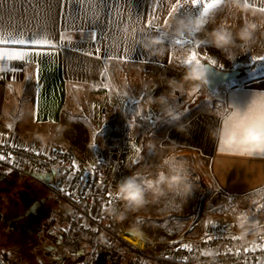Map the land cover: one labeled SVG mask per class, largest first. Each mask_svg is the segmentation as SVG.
Segmentation results:
<instances>
[{"label":"crops","instance_id":"crops-1","mask_svg":"<svg viewBox=\"0 0 264 264\" xmlns=\"http://www.w3.org/2000/svg\"><path fill=\"white\" fill-rule=\"evenodd\" d=\"M30 2L31 0H8L6 6L11 12L0 16V27L19 23L32 32L43 27L40 17L33 19L28 7ZM131 2L137 13L148 10L151 15L155 8L157 23L164 27V20L169 19L168 10L175 0H165L163 6L153 4V0ZM256 5L257 8L264 6V0H256ZM85 9L87 10L86 5ZM57 11L58 8L54 7L55 25H49L56 47L46 49L48 55L40 57L38 62L36 58L26 63L12 62L5 66L4 71H0V117H25L33 130L30 140L40 137L44 141L52 140L71 147L100 144L103 139L99 134L97 137V133L107 125L106 120L99 121L100 116H107V122L111 123L109 128H117L122 123L116 118L118 106L126 101L125 93H129L132 87L134 92L137 90L136 84L130 86L129 83L135 80H129L126 72L131 69L162 72L172 65L169 58L172 49L163 43V53L151 55L154 56L151 58L153 61L159 57V63L144 62L146 52L142 48L134 50L131 59H121L122 54L112 47L108 56L113 58L106 59L104 45H114L120 37L93 45L89 37L78 31L81 27H87L80 20L68 32L71 44L61 46L60 35L64 33L67 22L56 15ZM128 26L130 31L132 26ZM97 47L100 48L98 53L95 51ZM214 66L230 71L234 64L230 59H222ZM104 73L108 76L109 85L103 80ZM232 83L226 84L222 91L221 103L224 105L221 108H207L209 103L206 98L188 108L181 117V123L187 125V134L177 131L176 126L168 122L163 126L162 134L164 146L176 152L178 157L185 159L197 170L201 179L207 183L209 193L212 192L213 198L216 197L218 201L221 200L220 195L244 198L264 190V158L221 153L208 134L210 127L219 124L218 115L227 105L243 107L255 92L264 91V72L241 83ZM34 116L38 119H34ZM66 132L71 134V143L66 140ZM75 154L81 159L86 157L78 150ZM152 202L149 198L144 206H150ZM153 204L157 206L162 203L156 201ZM93 252L102 251L91 250L86 253V257Z\"/></svg>","mask_w":264,"mask_h":264},{"label":"rangeland","instance_id":"rangeland-1","mask_svg":"<svg viewBox=\"0 0 264 264\" xmlns=\"http://www.w3.org/2000/svg\"><path fill=\"white\" fill-rule=\"evenodd\" d=\"M208 18L210 22L206 25V28L201 31L197 37L198 39H209L208 33L221 23L230 28L235 35L239 27L247 20H252L257 23L264 21V14L258 13L256 16L241 17L239 14L229 11L225 5H222L214 15ZM175 21L176 20L172 17L168 19L169 24H175ZM164 27L166 31H172V29L166 26ZM176 37L179 39L187 38L180 37L177 32ZM199 53L201 54L202 63L213 59L216 62L222 59H230L234 64L233 70H240L242 74L245 75L246 71L244 70V65L252 62L254 60L253 58L257 56H264V27L258 28L252 40L248 43H244L237 39L236 46L225 52L209 45L207 48L200 47ZM172 54L183 59L190 54V49L187 46L184 49L172 48ZM204 57L207 59H204ZM184 68L185 67L178 66L177 63L172 62V65L162 72H147L142 69L141 71L131 69V71L126 72V76L129 77V80H135L133 83L129 84L130 86L136 84L137 90L134 92L132 87L129 94H134L138 97L142 90H147V97L140 105V110L151 108L163 113L162 106L156 102L157 98L162 94L168 97L169 104L173 105L177 111L191 108L205 98L208 103L212 105L217 104V108H221L219 103H221L222 91L226 84H231L232 82L221 84L214 90H209L206 86L197 87L196 82L184 80ZM262 72L264 71L260 70L256 73L245 76L242 75L238 80L233 81L232 84L241 83L262 74ZM170 81L174 82V86H170ZM193 90L198 91L192 94ZM210 94L212 95V100L209 102L208 100L211 98ZM172 101L176 103H171ZM123 103L124 102H121L118 106L119 109L116 118H119L121 122H128L129 110L132 109L134 105L128 103L127 107H122ZM103 119L106 120L107 125L103 130V135L99 134L101 131L98 133L96 131L97 137L99 134L103 139L100 144H96V147L92 145L87 146L85 144L71 147L68 144H58L52 140L44 141L40 137L36 140H30V135L33 134V130L30 124L27 123L25 117L23 118L19 115L0 117V141H7L16 145L20 144L23 147L32 150L35 149L36 151H43L54 146L64 147L70 150L77 160L91 163L96 154L110 148L112 142L110 143L108 137L117 134L122 124L121 123L117 128H109L111 123H109V121L107 122L108 119L105 114L102 117L100 116L99 121ZM157 119H163V115L157 117ZM166 123V120L159 121L155 123V125L145 122L143 124L141 123L139 127L133 124L134 137L131 142L133 158L129 166L128 176L137 173L142 180L154 177L157 171L160 170L162 161L172 156L175 157L177 161L185 164L189 178L193 182L195 188L193 193L188 197L177 196L170 193L166 197L158 200L162 204H157V206L153 204V202L156 201H153L150 206H143L141 208H125L123 203L122 211L125 213L126 218L121 221L122 226L129 230V226L135 224L141 229L142 235L139 236V241L136 246L141 247L142 242H145L147 245L153 246L155 250L160 251L170 244H175L176 241L198 238L205 233L206 224L209 221H213L214 223L219 222L218 224L225 227L226 225H232L237 230L252 228V226H248L247 224L244 227H240L239 218L243 213L247 212L251 214L249 210L252 206V202L258 205L264 204V190L244 198H230L221 195V200L219 199V201L216 200V197L213 198L212 192L209 193L207 183L201 179L197 170L187 163L185 159L178 157L176 152L164 146L162 134L163 126ZM9 125H11V127H9ZM143 132L144 134L140 135ZM66 135V140L71 143L73 139L70 132H66ZM149 145L153 146L155 151V155L152 156V158L146 159L143 151L139 154L136 152V148L145 149ZM77 150L85 154L86 157L84 159L79 158L75 154ZM137 155H139L140 163L134 166L133 162L136 160ZM27 173L28 176H26V178L16 177L14 172L0 167V198L6 201L7 206H16L15 208H18L19 212L30 209L37 220L36 227L41 235L40 238L48 243L50 242L52 245L55 244L57 248L61 249L59 241L60 233L65 225L66 217L70 212V206L65 200L50 191L49 188L53 184V180L49 178L48 173L40 174L33 170H29ZM218 202H220V204H218ZM221 206H223V210H221ZM2 215L4 217V214ZM258 220L261 225L264 224V211L258 213ZM193 225H195V227H193ZM13 246H9V250L13 251ZM48 249L51 248L48 247ZM54 253L58 255L57 251ZM45 256L51 258L52 255L51 253H46V255L44 253V257ZM79 257H81V255ZM16 258L17 257L13 258L9 263L21 264L19 262L20 260ZM64 260L65 264H79L67 254ZM47 261L50 262L51 260L47 259ZM53 262L56 261L53 260ZM82 264H86V262Z\"/></svg>","mask_w":264,"mask_h":264},{"label":"snow or ice","instance_id":"snow-or-ice-1","mask_svg":"<svg viewBox=\"0 0 264 264\" xmlns=\"http://www.w3.org/2000/svg\"><path fill=\"white\" fill-rule=\"evenodd\" d=\"M8 0H0V16L7 12H11V9L7 5ZM164 5L165 0H153V4ZM255 8H257L256 0H252ZM87 6V10L85 9ZM222 5H224V0H175L171 4L168 10V16L174 18L175 20L192 15H200L205 17H210L219 10ZM29 9L32 11L33 19L40 17L43 22V27H40L36 32H32L25 28L23 24H9L7 27H0V71L5 70L6 65H10L12 62H29L33 58L37 59L40 57L48 55L46 49L56 47L51 34L49 25H55L56 17L53 15V8H58L56 13L57 16L64 19L66 23V28L63 34L60 35V44L63 46L65 43L71 44V36L68 32L76 27V21L80 20L81 24H86L87 27H81L78 29L79 32H83L87 37L90 38L93 45L97 43L103 44L105 40H115L117 36L120 37L119 41L114 45H104L105 52L104 57L110 59L113 57L108 56V51L115 47L118 53H121V59H131L132 53L137 48H142L146 52L144 62L159 63V57L155 61L151 60L152 57L143 48V41L149 36H158L161 38L163 43L172 48L184 49L186 46L190 49V54L186 58H179L174 54H170L169 58L172 62L178 64L181 67L190 66L193 62H201L202 58L199 53V48H207L211 45V41L208 38L203 40L197 37L201 32L193 33L191 35L187 33H180V37H187L184 39H179L176 37L175 24H169L168 20H164V25L172 29V31H166L165 27H161L157 23L156 9H152V14L149 15L148 10L144 13H137L131 0H31L28 4ZM259 12L264 13V6L257 8ZM2 24V20H0ZM131 25L130 31H124L126 25ZM36 27V25H33ZM95 51L100 52V48L97 47ZM92 53H89L91 55ZM99 58V57H97ZM204 59H207L204 57ZM255 61L264 62V56H257L253 58ZM205 64V63H204ZM206 65H216V62L209 60ZM219 67H222L221 65ZM198 90H193L192 94H195ZM147 90H142L140 96H135L134 94L125 93L127 97L126 101L122 104V107H127L128 103L134 105L132 109L129 110L128 125L130 127L135 124V126H140V122H149L152 125L159 121H164V119L158 120L157 117L162 116V112L155 111L151 108L140 110V105L145 101L147 97ZM262 100H264V91L255 92ZM209 102L212 100V95L210 94ZM171 103H176L172 101ZM224 105L223 103H219ZM228 106V105H227ZM182 107V106H181ZM217 104L213 106L211 103L208 104L207 108H216ZM189 109L183 111H177L182 117ZM34 119L38 117L34 116ZM11 127V125H9ZM103 135V130L99 133ZM144 132L140 135H143ZM96 147V145H92ZM27 150V149H26ZM35 151V149H33ZM55 152V149L52 150ZM144 152L146 159L152 158L155 155L154 147L149 145L145 149L136 148V152ZM219 151L221 153H231L240 156H246L244 153L235 151L234 149H225L223 145L219 146ZM36 155H46L47 153L36 151ZM257 157L264 158V153L255 155ZM254 157V156H247ZM54 159V156L49 157ZM5 156L0 155V161L5 160ZM9 162H12V157L9 154L7 158ZM140 163L139 155H137L136 160L133 162L134 166ZM96 167V166H93ZM56 175L64 176V181L68 186H72V182L76 177V173L79 172V165L73 161L71 169L64 168H53L51 170ZM83 181L84 177L81 175L79 177ZM58 187V185H57ZM104 187L103 182L99 185L93 184L91 187L86 186V190L82 195H88L92 192V188L96 189V195L101 198L100 203L103 212H108V209L112 204L118 203L120 200L118 197L114 196L113 193L101 192L100 189ZM63 191V189H60ZM74 194V193H73ZM223 210V206H221ZM250 213H243L239 218V226L244 227L246 224H251L252 228H257L259 225L256 223L258 221V213L264 211V204H256L252 202L250 208ZM101 219L104 216L100 217ZM139 222V221H138ZM219 222H216L218 224ZM210 226H215L212 221L206 224V235L204 237V242L207 243L214 238L212 235L207 234V230ZM195 227V225H193ZM227 225L225 231L227 230ZM132 234V233H129ZM241 237L232 236L231 239L236 240ZM181 248L187 251H192L191 244H181ZM257 249L264 252V244L257 245L254 249H244V252L249 251L255 252ZM228 252H232V249H228ZM236 255H240V250L236 249ZM187 258H185L186 260Z\"/></svg>","mask_w":264,"mask_h":264},{"label":"built area","instance_id":"built-area-1","mask_svg":"<svg viewBox=\"0 0 264 264\" xmlns=\"http://www.w3.org/2000/svg\"><path fill=\"white\" fill-rule=\"evenodd\" d=\"M133 137V125L129 129L128 122L123 121L119 132L108 137L110 143L112 142L110 148L96 154L91 163L77 160L74 154L64 147L54 146L41 151L47 153L46 155H36V150L0 141V155L6 158L0 161V167L24 176H28L29 170L49 174V178L53 180L50 191L70 206L59 241L61 250L71 255L78 254L88 246L92 250L107 251L111 256L118 257L120 256L118 243L135 255V258L127 259V264H264V252L259 249L255 252H244L246 248L254 249L257 245L264 244V224L247 229V234L243 238L233 240L231 237H241L243 230H237L229 225L225 231V226L212 221L215 226H210L207 234L217 238L205 243V231L198 238L176 241L175 244H170L160 251L145 242L139 247L127 241L125 236L130 231L122 226L121 221L109 215V212L102 211L101 198L95 194L96 189L92 188V192L86 196L82 193L86 186L91 187L93 184L99 185L103 182L104 187L100 191L105 194L111 192L115 196L117 183L129 173L133 158L131 148ZM9 154L12 162L7 159ZM52 156L54 159L49 158ZM73 161L79 165V172L76 173L72 186H68L63 182V174L56 175L51 170L53 168L70 170ZM81 175L84 177L83 181L79 179ZM122 204L123 202L119 201L111 207L122 211ZM101 216L104 218L101 219ZM181 244H191L192 251L181 248ZM207 249L213 250L214 255L211 257L203 255ZM228 249H232V252H228ZM236 249L240 250L239 256L236 255Z\"/></svg>","mask_w":264,"mask_h":264},{"label":"clouds","instance_id":"clouds-1","mask_svg":"<svg viewBox=\"0 0 264 264\" xmlns=\"http://www.w3.org/2000/svg\"><path fill=\"white\" fill-rule=\"evenodd\" d=\"M224 5L229 11L241 17L256 16L261 13L254 7L252 0H224ZM209 22L208 17L200 15L181 17L175 21V31L179 34L191 35L204 30ZM261 27H264V21L257 23L247 20L234 35L230 28L221 23L213 28L208 36L212 46L225 52L236 46L237 39L244 43L250 42L256 30ZM124 31H129L128 25L125 26ZM143 48L149 55H160L164 50L163 41L158 36L148 37L143 42ZM209 72L208 65L193 62L184 68L183 78L185 81L196 82L197 87L208 86ZM170 86H174V82L170 81ZM156 102L162 106L163 119L175 125L177 131L187 134V125L181 123V116L175 107L169 104L168 97L162 94ZM218 118L219 124L208 130L218 149L220 145H223L225 149H234L246 156L264 153V100L258 95L254 93L243 107L229 104L223 112L219 113ZM194 188L185 164L169 156L162 161V166L154 177L142 180L139 174L134 173L122 178L116 185L115 194L124 203L125 208H141L149 198L152 201H158L170 193L188 197L193 193ZM108 212L117 221H123L126 218L125 213L115 207L109 208ZM129 231L133 236L142 235L140 227L135 224L129 226ZM246 234L247 229H244L241 238ZM203 255L211 257L214 253L213 250L207 249Z\"/></svg>","mask_w":264,"mask_h":264},{"label":"trees","instance_id":"trees-1","mask_svg":"<svg viewBox=\"0 0 264 264\" xmlns=\"http://www.w3.org/2000/svg\"><path fill=\"white\" fill-rule=\"evenodd\" d=\"M262 69H264V62L262 61L253 60L249 64L244 65V70L246 71L245 75L256 73ZM103 80L105 84L109 85L108 76L105 73L103 75ZM141 123L143 124L145 122L142 121L140 124ZM37 173L44 174L45 172ZM14 174L16 177L26 178L24 175L15 172ZM15 207L16 206L12 205L7 206L6 201L0 198V260L3 264H11L12 262H9L15 257L20 260L19 262L21 264H65L64 259L66 254L79 264L83 262H86V264H127L128 258H135L132 252L118 243L117 247L120 251V256L118 257L111 256L107 251H102L100 253L93 252L92 255L89 254V256L86 257V253L88 254L92 250L88 246L84 247L78 254L71 255L57 248L55 244L52 245L50 242L48 243L40 238L41 235L36 227L37 220L30 209L19 212L18 208ZM2 214H4V217ZM256 223L259 225L260 221L258 220ZM247 225L251 226V224ZM9 246H13V251L9 250ZM48 247L51 249H48ZM55 251H57L58 255L54 253ZM44 253L45 255L46 253H51V258L47 256L44 257ZM80 255L81 257H79ZM47 259L51 261L48 262ZM53 260L56 262H53Z\"/></svg>","mask_w":264,"mask_h":264},{"label":"water","instance_id":"water-1","mask_svg":"<svg viewBox=\"0 0 264 264\" xmlns=\"http://www.w3.org/2000/svg\"><path fill=\"white\" fill-rule=\"evenodd\" d=\"M207 62H205L206 64ZM210 72H209V85L206 86L209 90L216 89L219 85L225 84L228 82L236 81L241 75L242 72L240 70H222L217 68L214 65H208ZM0 264H3L0 260Z\"/></svg>","mask_w":264,"mask_h":264},{"label":"bare ground","instance_id":"bare-ground-1","mask_svg":"<svg viewBox=\"0 0 264 264\" xmlns=\"http://www.w3.org/2000/svg\"><path fill=\"white\" fill-rule=\"evenodd\" d=\"M125 239L129 242H131L132 244H137L139 241V236H133L132 234H127L125 236Z\"/></svg>","mask_w":264,"mask_h":264}]
</instances>
